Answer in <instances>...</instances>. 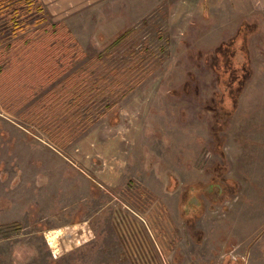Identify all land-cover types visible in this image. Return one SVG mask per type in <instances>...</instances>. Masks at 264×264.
<instances>
[{"label":"rangeland","instance_id":"374dc122","mask_svg":"<svg viewBox=\"0 0 264 264\" xmlns=\"http://www.w3.org/2000/svg\"><path fill=\"white\" fill-rule=\"evenodd\" d=\"M249 6L0 0V264H264Z\"/></svg>","mask_w":264,"mask_h":264},{"label":"crops","instance_id":"0c3cea01","mask_svg":"<svg viewBox=\"0 0 264 264\" xmlns=\"http://www.w3.org/2000/svg\"><path fill=\"white\" fill-rule=\"evenodd\" d=\"M248 4L250 3L252 9L259 10L264 9V0H246Z\"/></svg>","mask_w":264,"mask_h":264},{"label":"trees","instance_id":"16d2710c","mask_svg":"<svg viewBox=\"0 0 264 264\" xmlns=\"http://www.w3.org/2000/svg\"><path fill=\"white\" fill-rule=\"evenodd\" d=\"M244 64H245V65H244V69H246V68H247V64H246L245 62H244ZM189 208H190V207H189Z\"/></svg>","mask_w":264,"mask_h":264}]
</instances>
